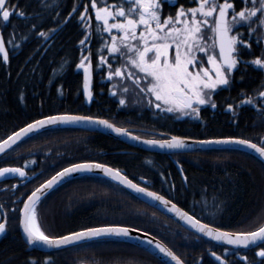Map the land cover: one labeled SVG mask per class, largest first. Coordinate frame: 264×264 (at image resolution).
Wrapping results in <instances>:
<instances>
[{
  "label": "trees",
  "instance_id": "trees-1",
  "mask_svg": "<svg viewBox=\"0 0 264 264\" xmlns=\"http://www.w3.org/2000/svg\"><path fill=\"white\" fill-rule=\"evenodd\" d=\"M16 3L20 10L29 14V20L14 16L9 26L3 29L5 40L15 30L13 38L19 47L6 44L9 51L7 64L0 54V142L32 122L60 114L102 117L118 123L120 118L113 115H119V103L111 105L112 108L116 106V110L102 114L101 110L99 113L84 105L82 80L75 70L79 58L75 47L79 27L72 8L77 0H49L55 11L47 13L38 27V31L45 32L57 29L47 40L30 34L31 14L41 10L40 0H16ZM87 3L89 0H79L77 14ZM236 3L239 9L242 6L240 0ZM179 4L194 6L188 0H179ZM164 9L170 8L165 4ZM56 11L59 12V20L54 18ZM70 13L72 18L63 24ZM241 31L247 35L245 29ZM260 54L261 49L254 42L251 53L242 50L245 60L258 58ZM65 60L68 62L66 65ZM94 62L97 68L96 51ZM111 63L114 67L119 66L116 61ZM62 66L64 70L60 72ZM95 73L96 81L106 85L105 94L108 95L109 86L111 93L113 82L102 78L106 73L98 69ZM262 82L264 69L249 64L246 70L243 66L238 68L233 74L231 88L221 92L224 106L231 103L240 107L238 127H233L232 116L229 115L222 116L221 121H213L208 128L190 130L189 133L179 129L174 134L197 140L248 139L260 145L264 138V117L257 110L261 103L257 92L261 90ZM242 92L246 95H240ZM235 93L238 96L236 100ZM249 97L256 103L242 105L241 101ZM167 119L161 120L159 130H173ZM141 123L145 124V121ZM173 160L181 165L188 177L187 183L177 175ZM84 162H97L119 169L137 184L159 193L212 227L237 233L254 230L264 223V162L250 153L223 149L170 157L132 148L101 134L52 129L29 138L0 158V167H20L29 176H34L26 184H19L16 190L14 185H9L5 191L0 189V203L7 210L8 219L7 233L0 241V264H28L31 259L38 264H44L46 259H51L53 264H163L142 249L119 240L92 241L47 253L32 249L24 242L18 230L20 208L16 199H26L57 172ZM169 174L173 179L171 182ZM213 196L222 201L219 211L212 206ZM204 197L208 199L207 206L199 203ZM13 208L16 211H11ZM37 210L42 230L51 237L69 235L90 227H130L163 242L184 264H218L210 258L209 249L236 264H244L239 259L243 255L255 260V251H258L218 247L197 239L196 235L115 182L98 176H83L61 185L41 199Z\"/></svg>",
  "mask_w": 264,
  "mask_h": 264
},
{
  "label": "snow or ice",
  "instance_id": "snow-or-ice-1",
  "mask_svg": "<svg viewBox=\"0 0 264 264\" xmlns=\"http://www.w3.org/2000/svg\"><path fill=\"white\" fill-rule=\"evenodd\" d=\"M188 2L194 6L185 7L179 4V0H115L111 3L109 0H99V2L89 0V3L84 4L83 12L78 13L83 38L78 42L81 56L76 68L83 70V89L88 101L91 102L93 99L91 85L93 74L98 69L106 73V76L102 78L113 82L114 90L110 94L117 96V89L121 92L119 98L121 106L127 105V94L135 93L139 97L137 103H145L146 106L154 107L164 113H178L182 116L202 119L201 107L210 105L212 109L217 108L213 99L214 94L217 89L231 88L233 74L238 68L243 66L246 70L251 64L264 69V0H240L242 6L239 9L236 0H188ZM165 4L176 10L165 14ZM78 7L79 0L73 6L72 13H77ZM89 8L94 10V19L98 22L95 27H93V15L89 13ZM40 9L39 12L31 14L33 22L29 25L30 34L47 40L57 29L51 28L45 32L38 31V27L40 22L46 19V14L55 9L49 0H40ZM14 16L29 20V14L19 9L16 0H0V54L5 64L9 61L6 44L10 43L13 47H19L13 38L15 30L9 33L7 40L3 33V29L9 26ZM54 18L59 20L58 11ZM71 18L70 13L62 23L66 24ZM242 29L247 31V35L241 31ZM94 38L98 42L96 69L92 63L91 44ZM253 42L260 47V56L251 60L243 59L242 50H248L251 53ZM106 53L107 57L118 62L119 66L114 67L106 57ZM67 63L65 60L64 64ZM63 70L62 66L59 71L63 72ZM61 94H63L62 91ZM240 95L245 96L246 93L242 92ZM257 95L261 102L257 110L260 116L264 117V82ZM20 99L23 100V95ZM254 103L256 101L252 97L241 101L242 105H254ZM227 110L232 112L234 118L238 117L239 113L233 104L229 103ZM78 122L96 123L111 129L118 135H131L125 128L116 127L108 120L93 119L91 116H48L46 119L28 124L19 132L0 142V153H4L20 139L46 125ZM132 139L139 140L140 137L132 136ZM143 143L167 149L187 147V141L177 136H173L170 140H145ZM200 143L244 145L264 158V138L261 139L260 145L248 139L235 138L205 140ZM94 169H99L106 176L137 193L159 201L169 210L175 211L198 233L213 241L223 242L237 249H249L250 247L258 249L255 251V260H250L247 255L240 256L239 259L244 264H264V223L246 232L222 231L210 224L202 223L200 219L189 215L188 212L181 211L175 204L156 192L133 183L119 169L109 168L103 164H73L31 192L20 210V225L27 237L28 245L42 244L50 248H60L95 238L128 237L130 235L129 228L113 226L90 227L60 237H51L42 230L38 222L37 210L41 197L73 173ZM181 171H183L182 168ZM9 175L23 178L27 176V173L20 167H0V179H5ZM182 179L187 183L186 175ZM15 187L17 186L14 185L13 188ZM172 187L174 188L175 185L173 184ZM212 201V206L219 211L222 201H217L216 196L212 197ZM199 203L207 206L208 199L204 197ZM11 211H16V209L13 208ZM7 222V210L3 204H0V237L7 232ZM148 243L151 244L152 241L149 240ZM156 247L165 256L175 261V264H184V261L170 249L160 244ZM209 252L220 264H236L235 261L230 262L210 249ZM28 264H38V262L31 259ZM44 264H53V261L46 259Z\"/></svg>",
  "mask_w": 264,
  "mask_h": 264
},
{
  "label": "flooded vegetation",
  "instance_id": "flooded-vegetation-1",
  "mask_svg": "<svg viewBox=\"0 0 264 264\" xmlns=\"http://www.w3.org/2000/svg\"><path fill=\"white\" fill-rule=\"evenodd\" d=\"M166 5L169 7L168 4H166ZM169 8L170 9H168V10L164 9L165 14H168L169 12H171L174 9L173 7H169ZM82 12H83V7L81 9H79V13H82ZM89 13L93 15V27H95V23H97V22L94 19V10L89 8ZM74 15H75V22L77 23V26L79 27V31L77 32V38H78L77 44L75 43V47L79 53V55H78V57H79L78 63H79V59L81 56V50H80V48H78V41L83 38V31L80 30V28H82V25L78 22V14L76 13ZM79 37H80V39H79ZM91 47H92V51H93L92 63H93L94 69H96V65H95L94 61H95V51H96L95 48L98 47V42L95 38L92 41ZM84 54H86V53H84ZM105 55L107 57V53ZM107 58L109 59L110 62L112 61L111 57H107ZM75 70L77 72V76L79 78H81V80H82V88H83V70L82 69L78 70L76 67H75ZM95 72L93 74L92 85H91L92 91L94 94L91 102H89V103L86 102L85 97L83 96V91H82L83 89H81V95H82L85 107H88V108L90 107L91 109H93L99 113L101 110V114L102 113H108V112L112 111L111 109L116 110L117 109L116 103H119V98L121 96V92L117 89V96H112L113 97L112 98L110 95L111 88L109 86V92H107L108 95H106L105 94L106 85L102 84V82L96 81L97 78L94 77V75L96 74ZM106 81H104V83H106ZM224 89H227V88L224 87L221 89H217V92L213 96V99L215 100V102L217 104L216 109H212L210 107V105H206V106L201 107L200 115H201L202 119H194L190 116H182L178 113H164L158 109H155L154 107L146 106L145 103H137L136 101L139 99V97L135 93L127 94V96H126L127 105L126 106L120 105V109L118 110V111H120L119 115L118 116H116V114L113 115V117L120 118L121 122H120V119H119L118 123H115L114 121L108 120L106 118L94 117V116H91V117H93L95 119L108 120L109 122L113 123L116 127L125 128L128 130V132H130L133 135H136L138 137L145 138V139H157V140H165V139H169L170 137L177 136L174 133H176L175 130L178 131L179 129H182V130L186 131L187 133H189L190 130H197L198 128L201 130V129H205L206 127L208 128L209 124L213 123V121L217 122V121L223 120L222 116L226 117V116L231 115L232 116L231 123H232L233 127L236 128V127H238L239 114H238V117L234 118L232 115V112L227 110L228 105H226V106L223 105L224 99L222 98L221 92ZM237 97L238 96L235 93L234 99L236 100ZM113 103H115L114 105H116V106L112 108L111 105ZM233 105H234V107H236V110L239 113V109H240L239 105H237V104H233ZM80 116H86V115H80ZM165 119L170 120L169 124H170V127L174 130V132H173V130H169L168 132L164 131V130H159L160 126H158V125L161 124V120H165ZM142 120L145 121V124L141 123ZM150 123L153 125H150ZM72 130H76V129H72ZM76 131H79V130H76ZM89 133H92V132H89ZM93 134H98V133H93ZM177 137H181V136H177ZM183 138H188V137H183ZM189 139H191V138H189ZM127 146H129V145H127ZM129 147H131V146H129ZM132 148H134V147H132ZM2 157H0V158H2ZM84 163H88V162H84ZM92 163H97V162H92ZM98 164H101V163H98ZM103 165H106V164H103ZM173 165L176 168L177 175L181 178V180H183L182 177L184 176V173H183V171H181V168H182L181 165L176 160H173ZM106 166H108V165H106ZM8 167H11V166H8ZM109 167H111V166H109ZM113 169H116V168H113ZM25 172H26V170H25ZM121 173L123 175H125L122 171H121ZM33 177H34L33 175L29 176L27 174V177L24 180L19 179V178H14L11 180L3 181L0 183V189H2V191H5L9 187V185H11V186L12 185L18 186L19 184L24 185V184H26V182H28V180H30ZM98 177L105 178L102 176H98ZM105 179H108V178H105ZM175 179H176V177H175ZM108 180H110V179H108ZM168 180L170 182L173 180L172 176L170 174L168 175ZM45 182H43V183H45ZM134 183H136V182H134ZM16 188L17 187H15L13 189L16 190ZM149 190H151V189H149ZM151 191H153V190H151ZM26 199H24V200L16 199L17 205H19L20 210L22 209L23 202L26 201ZM20 210H19L18 230L20 227V216H21ZM7 221H8V219H7ZM7 227H8V222H7Z\"/></svg>",
  "mask_w": 264,
  "mask_h": 264
},
{
  "label": "water",
  "instance_id": "water-1",
  "mask_svg": "<svg viewBox=\"0 0 264 264\" xmlns=\"http://www.w3.org/2000/svg\"><path fill=\"white\" fill-rule=\"evenodd\" d=\"M1 56H2V54H1ZM82 91H83V96L85 97L86 102L89 103L88 97H87V94H86L85 90L83 89ZM63 115H71V114H60V115H54V116H63ZM73 116H80V115H73ZM43 119H46V117L42 118V119H39V120H43ZM93 119H95V118H93ZM32 123H34V122H32ZM52 129H76V130H81V131H85V132L98 133V134H102V135L108 136V137H110L112 139H115L117 141H120V142H122V143H124L126 145H129L131 147H134L136 149H139V150H142V151H145V152H149V153L169 155L170 157L172 155H176V154H193V153H200V152L211 151V150L235 149V150H242V151H245L247 153H250V154L254 155L255 157L259 158L260 160H262L264 162V158H262L257 152H255L253 149L248 148V147H246L244 145H238V144H203V143H200V141H205V140L184 138L187 141V147L184 148V149L160 148L159 146H152V145L143 143V141H145V140H157V139H145V138H141L140 137L139 140H135V139H132V136H136V135H133L130 132L129 133L131 135H118L116 132L112 131L111 129L105 128L102 125H99V124H96V123H91V122H78V123H66V124L65 123H60V124H54V125H46L44 128H41L38 131L31 132L28 136L23 137L17 143L13 144L12 147L7 148L4 153H0V157H2L3 155H5L9 151H11L13 148H15L20 143H22L25 140L29 139L30 137H33V136H35V135H37V134H39L41 132H44V131H47V130H52ZM20 130H18L16 132H19ZM15 133H13L12 135H14ZM12 135H10V136H12ZM171 138L172 137H170L169 139H165V140H170ZM181 138H183V137H181ZM6 139H8V138H6ZM222 139H229V138H222ZM208 140H220V139H208ZM88 163H90V162H88ZM90 164H98V163H92L91 162ZM107 167H109V166H107ZM109 168H111V167H109ZM55 175H53V176H55ZM83 176H102V177H105V178H108V179L112 180L113 182H115L116 184H118L119 186L124 188L127 192H129L131 195H133L134 197H136L140 201L144 202L145 204H147L151 208H154L155 210L159 211L161 214H163L167 218L171 219L172 221L176 222L179 226H181L185 230L197 235L201 239H205V240L210 241V242H212L214 244H217L219 246H225V247H229V248L235 249V250H252L253 249L251 247L249 249H244V248L237 249L234 246L227 245V244H225L223 242L213 241V240L209 239L208 237L203 236V234L198 233L194 228H192L188 223H186L184 219H181V217L175 211L169 210V208H166L159 201L153 200L151 197H148V196H146V195H144L142 193H137V192L133 191L132 189L127 188L126 186L120 184L118 181L111 179V177H109V176H106L99 169H94L92 171H87V172L73 173L72 175H70V176L64 178L63 180H61L51 190L47 191L46 195L49 194L50 192H52L53 190L57 189L61 185L65 184V183H67V182H69V181H71L73 179H76V178H79V177H83ZM26 177L22 178V177H19V176L9 175L5 179H0V183L3 182V181L14 179V178H19V179L24 180ZM149 191H151V190H149ZM157 194H159V193H157ZM46 195H43L41 197V199L43 197H45ZM165 199L168 200L167 198H165ZM171 203L174 204L172 201H171ZM177 207L181 211L186 212L185 210L181 209L179 206H177ZM20 219H21V216H20ZM105 227H110V226H105ZM113 227H124V226H113ZM126 228H129V227H126ZM129 229H130V235L128 237H101V238H95V239H91V240L81 241V242H78V243H75V244L62 246L60 248H55V247L50 248V247L44 246L42 244H37V245H34V246H30V245L27 244V237L23 233V229H22L21 225L19 227V232H20L21 237L24 240V242L30 248L35 249V250L40 251V252H43V253L63 250V249H66V248L74 247V246L85 244V243L92 242V241L119 240V241L126 242V243H128V244H130L132 246H135L137 248L142 249L143 251H145L148 254L152 255L153 257H155L157 260H159L163 264H175V261L171 260L170 257L165 256L164 253L160 252L159 249L156 247L157 244H160L161 246L168 248L163 242H161L160 240L156 239L155 237H153L152 235H150V234H148L146 232H142V231L137 230V229L135 231H133L134 228H129ZM222 231H224V230H222ZM226 232H228V231H226ZM231 233H233V232H231ZM4 236L0 237V241L4 238ZM149 240L152 241L151 244L148 243ZM211 258L213 260H215L216 262H219L212 255H211Z\"/></svg>",
  "mask_w": 264,
  "mask_h": 264
},
{
  "label": "bare ground",
  "instance_id": "bare-ground-1",
  "mask_svg": "<svg viewBox=\"0 0 264 264\" xmlns=\"http://www.w3.org/2000/svg\"><path fill=\"white\" fill-rule=\"evenodd\" d=\"M212 151V150H211ZM72 166V165H71ZM68 167H70V166H68ZM68 167H66V168H68ZM130 228V227H129ZM184 229V228H183ZM189 232V231H188ZM191 233V232H190ZM193 234V233H192ZM21 235V234H20ZM195 235V234H194ZM197 236V235H196ZM198 237V236H197ZM200 238V237H199ZM157 239V238H156ZM203 240H205V239H203ZM205 241H207V240H205ZM207 242H209V243H211L212 245H215V246H218V247H225V246H219V245H217V244H214V243H212V242H210V241H207ZM225 248H229V247H225ZM229 249H231V248H229ZM235 250V249H234ZM209 256H210V258H211V254L209 253ZM218 264H220L219 262H217Z\"/></svg>",
  "mask_w": 264,
  "mask_h": 264
}]
</instances>
